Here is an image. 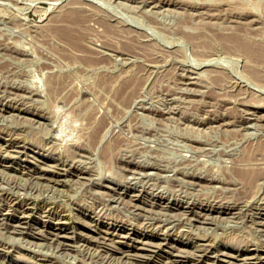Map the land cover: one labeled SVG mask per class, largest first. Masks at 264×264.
<instances>
[{
  "label": "rangeland",
  "instance_id": "374dc122",
  "mask_svg": "<svg viewBox=\"0 0 264 264\" xmlns=\"http://www.w3.org/2000/svg\"><path fill=\"white\" fill-rule=\"evenodd\" d=\"M138 1L0 0V264H264V179L241 197L219 182L264 167V156L240 161L264 144V86L242 55L181 37L201 23L182 28L172 0ZM68 8L88 16L83 49L49 30ZM252 9L263 40L264 11ZM113 85L133 92L123 100ZM89 114L102 144L83 152L73 147ZM110 136L124 160L101 155Z\"/></svg>",
  "mask_w": 264,
  "mask_h": 264
},
{
  "label": "bare ground",
  "instance_id": "6f19581e",
  "mask_svg": "<svg viewBox=\"0 0 264 264\" xmlns=\"http://www.w3.org/2000/svg\"><path fill=\"white\" fill-rule=\"evenodd\" d=\"M136 1V0H135ZM138 1V0H137ZM144 2L145 0H139L138 3L140 4V2ZM147 1V0H146ZM145 1V2H146ZM141 2V3H142ZM144 2V3H145ZM171 2V1H169ZM137 3V4H138ZM143 3V5H145ZM152 3V2H151ZM156 4V3H155ZM171 5H173L175 7V10L178 9L177 13H179L181 18L179 22L182 25L183 28V24L184 26L187 25L189 23V21H192L193 19H198V21L201 23V25H198L195 27V29L201 30L200 34L193 35V33H191V31L187 30H180V36L184 37L186 39H194L199 40L197 42H195L196 44H194L196 46V48L198 47H206L207 45H211V44H217L219 45V47L221 46L222 50H224V53H234L236 52L239 55H242L244 57V60L246 62V67L245 68V74L247 76H249L253 81H255L257 84H260L262 86H264V73L262 74V71L264 72V39H258L257 37H259L260 35V30L258 27L259 19L260 17L253 15L251 9L255 8L256 10H262L264 11V0H252L248 3L244 2L243 0H172ZM71 6V5H70ZM149 6V5H148ZM147 6V7H148ZM155 7V6H154ZM251 7V9H250ZM96 8V7H95ZM156 8V7H155ZM158 8V7H157ZM99 9V8H98ZM104 10V9H103ZM253 10V9H252ZM95 11V10H94ZM101 13L102 10H100ZM255 11V10H254ZM99 12V11H98ZM97 12V13H98ZM100 13V12H99ZM98 13V14H99ZM262 12L260 11V14ZM83 11L77 10V9H66V11L61 14H59L58 16H56L52 21H53V25L49 26V30L56 36L58 37L66 47H71L73 49H83L82 43H81V36L82 34L86 32L87 27L84 24V22L86 21L87 17L83 14ZM89 14V13H88ZM103 13V16L106 17L107 14ZM256 14V13H254ZM258 14V13H257ZM258 14V15H260ZM264 14V13H263ZM102 15V14H101ZM95 16V15H94ZM262 16V15H261ZM15 17V16H14ZM97 17V15H96ZM16 18V17H15ZM95 19V18H93ZM93 19L91 21H93ZM101 19V18H100ZM98 17V20H100ZM109 19V18H108ZM111 19V18H110ZM11 20V19H10ZM97 20V21H98ZM103 20V19H102ZM261 20V19H260ZM95 21V20H94ZM93 21V22H94ZM101 21V20H100ZM106 21V20H105ZM121 21V20H120ZM109 23V21H107ZM154 22V21H153ZM103 25H100V28L106 29V31H115L116 29L113 28L115 26L113 25H109L108 23L101 21L100 22ZM98 22V26L100 24ZM178 23V24H179ZM221 26L220 27H215L214 24H219ZM118 24V23H117ZM261 24V23H260ZM101 26H104L103 28ZM113 26V27H112ZM119 27V26H118ZM117 27V28H118ZM122 28V27H119ZM125 28V27H124ZM186 28V26L184 27ZM89 29V28H88ZM187 29V28H186ZM118 30V29H117ZM128 30V29H127ZM131 30V29H130ZM178 30V28L176 29ZM102 31V30H101ZM137 31V30H135ZM103 32V31H102ZM99 32V33H102ZM122 32L123 31L122 29ZM97 33V34H99ZM137 33V32H136ZM140 33V32H139ZM143 33V32H141ZM122 35V34H121ZM138 35V34H137ZM126 38V37H125ZM180 38V37H179ZM133 39V38H131ZM128 40V38L126 39ZM137 40V39H136ZM141 40V39H140ZM125 41V40H124ZM130 41V40H129ZM128 41V42H129ZM188 41V40H186ZM191 41V40H190ZM132 42V41H131ZM125 43V42H123ZM134 43V42H132ZM142 43V42H141ZM194 43V41H193ZM137 44V43H136ZM139 44V43H138ZM141 45V44H140ZM123 46V45H122ZM130 42L129 43H125L124 44V48H128L130 47ZM213 46V45H212ZM7 47V46H6ZM15 48V47H14ZM207 48V47H206ZM209 48V47H208ZM21 51V50H20ZM125 51V49L123 50ZM129 51V50H128ZM196 51V50H195ZM198 51V50H197ZM136 52V51H135ZM235 53V54H236ZM130 54V53H129ZM214 54V53H213ZM221 54V55H222ZM204 55V54H203ZM206 55V54H205ZM229 55V54H228ZM227 55V56H228ZM202 56V55H201ZM232 56V55H231ZM210 58V57H209ZM213 58V57H212ZM213 60V59H212ZM223 60V59H222ZM221 60V61H222ZM86 62V64L88 65H94L95 62L94 60H84ZM104 62V61H103ZM100 63V62H99ZM96 64V63H95ZM219 64V63H218ZM217 64V65H218ZM244 64V63H243ZM220 65V64H219ZM206 67V66H205ZM213 67V66H212ZM211 67V69H213ZM219 67V66H218ZM217 67V68H218ZM216 68V67H214ZM216 68V69H217ZM222 68V67H221ZM210 69V70H211ZM214 70V69H213ZM208 71V70H207ZM210 72V71H209ZM214 72V71H213ZM217 73V71H215ZM218 72L220 73L221 71L218 70ZM226 73V72H224ZM215 75V73H214ZM227 75V73H226ZM57 76V75H56ZM246 77V76H245ZM248 77V78H249ZM56 78V77H55ZM55 78H52L51 80H54ZM227 78V77H225ZM224 76L220 73V74H216L215 77H213L212 79V85L216 88H218V86L223 82V80L225 79ZM247 78V79H248ZM64 79V78H63ZM129 78L127 77V79H123V81L128 80ZM229 80V79H228ZM250 80V79H249ZM226 81V80H225ZM251 81V80H250ZM252 81V82H253ZM126 83V82H125ZM124 83V84H125ZM185 83V82H184ZM227 83V82H226ZM230 83V82H229ZM54 84V85H53ZM55 84L57 86H55ZM203 84V83H202ZM55 87V88H62V86L64 85V81L62 80V78H57L54 80V82L50 81V86ZM198 85V84H197ZM224 85V84H223ZM226 85V84H225ZM254 85H256L254 83ZM132 86V85H131ZM130 86V87H131ZM207 86V85H206ZM240 86V85H239ZM66 87V85H65ZM110 92H112L114 95L119 96L121 99L126 100L133 92V89L131 88L130 92L127 94L125 91L122 92V89L120 87L115 88L114 85L110 86ZM209 86H207L208 88ZM212 87V88H213ZM206 88V89H207ZM233 88V87H232ZM239 88V87H238ZM236 88V89H238ZM245 88V87H244ZM17 89V88H16ZM220 89V88H219ZM250 89V88H249ZM210 90V89H209ZM212 90V89H211ZM240 90V89H239ZM242 90V88H241ZM244 90V89H243ZM204 92V91H203ZM242 92V91H241ZM246 92V91H245ZM251 93V92H250ZM203 94V93H202ZM240 94V93H239ZM206 95V93H205ZM252 95V94H251ZM204 96V95H203ZM264 96V95H263ZM224 100V99H223ZM264 100V99H263ZM255 103V102H254ZM258 104V103H257ZM245 117V116H244ZM249 117V116H248ZM253 117V116H252ZM87 120H89V133L88 131H86L88 134L87 136V140H83L85 142H82L80 144H76L74 143V149L76 148L77 150L86 152L87 150H93V148L96 147V145H99V139H98V135L100 134L99 132V127L101 123H94V121L90 118V114L87 115L86 117ZM232 120V119H231ZM97 121V120H96ZM100 121V120H99ZM228 122V121H227ZM103 126V125H102ZM107 127V126H105ZM87 129V127H86ZM85 130V128H84ZM101 130V129H100ZM99 131V132H98ZM83 133V132H82ZM99 133V134H98ZM85 134V133H83ZM86 135V134H85ZM104 134H102L103 136ZM118 136V135H117ZM82 137V136H81ZM106 143L105 145H103V149L101 151V155L103 156V158H105L108 161H114L119 159V161L123 158L120 157V153H122V151H120V141L117 138L112 139ZM101 138V137H100ZM84 139V138H83ZM86 139V138H85ZM103 139V138H102ZM110 139V138H109ZM121 139V138H120ZM52 140V139H51ZM122 142H124L123 140H121ZM128 141V140H127ZM72 142V141H71ZM55 143V142H53ZM99 143L102 144V142L100 141ZM260 143V142H259ZM73 144V143H72ZM100 144V145H101ZM122 144V143H121ZM131 143H129L130 145ZM134 144V143H133ZM263 144V143H262ZM257 145V143L255 145L257 146H252V147H247V149H245V151L243 152L240 161H249V160H254V158L257 157H263L264 156V144L263 145ZM71 145V144H70ZM23 146V145H22ZM27 146V145H26ZM28 147V146H27ZM72 148V147H71ZM98 148V147H97ZM96 148V149H97ZM133 148V147H132ZM129 149V147H128ZM244 149V148H243ZM68 150V149H67ZM73 151V150H72ZM95 151V150H94ZM135 151V150H134ZM52 152V151H51ZM129 152V151H128ZM20 153V152H19ZM59 153V152H58ZM120 154V155H119ZM130 154V152H129ZM100 155V156H101ZM133 155V154H132ZM11 156V155H10ZM55 156V155H54ZM93 156V155H92ZM76 157V156H75ZM87 157V156H86ZM127 157V156H126ZM61 158V157H60ZM77 158V157H76ZM75 159V158H74ZM81 159V158H80ZM186 159V158H185ZM189 159V158H188ZM124 160V159H123ZM262 160V159H261ZM65 161V160H64ZM122 161V160H121ZM126 161V160H125ZM129 161V160H128ZM264 161V159L262 160ZM233 162V161H232ZM243 162V163H244ZM128 163V162H127ZM256 163V162H255ZM254 163V164H255ZM39 164V163H38ZM49 164V163H48ZM47 164V165H48ZM77 164V163H76ZM74 164V165H76ZM136 164V163H135ZM185 164V162H184ZM190 164V163H188ZM234 164V163H233ZM232 164V165H233ZM247 164V163H246ZM252 164V165H254ZM260 164V163H259ZM119 165V164H118ZM152 165V164H151ZM196 165V164H195ZM242 165V164H241ZM245 165V164H244ZM257 165V164H256ZM135 166V165H134ZM137 166V165H136ZM139 166V164H138ZM259 166V165H257ZM254 165V167H238L235 170H233L232 174H231V178L227 180V178H225L226 182H221L219 180L220 183L224 184L227 188H230L232 191L235 192V194L238 197L241 196H245L247 194H251L254 193L256 191V189L258 187H260L259 184L261 180L264 179V167H257ZM262 166V165H260ZM51 167V166H50ZM150 167V166H149ZM157 167V166H156ZM234 167V165H233ZM123 168V167H122ZM126 168V167H125ZM164 168V167H163ZM198 168V167H197ZM61 169V168H60ZM141 169V168H140ZM175 169V168H174ZM52 170V169H51ZM67 170V169H66ZM92 170V169H91ZM90 170V171H91ZM134 170V169H133ZM145 170V169H144ZM181 170V169H180ZM136 171V170H135ZM142 171V170H141ZM179 171V170H178ZM196 171V170H195ZM64 172V171H63ZM193 172V171H192ZM191 172V173H192ZM206 172V171H205ZM215 172V171H214ZM135 173V172H134ZM225 173V172H224ZM211 174V173H210ZM217 174V173H216ZM202 175V174H201ZM221 175H224L221 173ZM228 175V174H227ZM194 176V174L192 175ZM196 176V175H195ZM212 177V175H209V177ZM216 176V175H215ZM214 176V177H215ZM33 177V176H32ZM43 177V176H42ZM205 177V176H204ZM211 178V179H214ZM227 177V176H226ZM230 177V176H229ZM201 178V177H200ZM203 178V177H202ZM217 178V177H216ZM220 178V177H219ZM223 178V177H222ZM51 179V178H50ZM56 179V178H55ZM111 179V178H110ZM185 179V178H184ZM206 179V178H205ZM204 179V180H205ZM210 178L207 179L208 182H210L211 180ZM221 179V178H220ZM53 180V179H52ZM51 180V181H52ZM83 180V179H82ZM200 180V179H199ZM202 180V179H201ZM218 180V178H217ZM222 180V179H221ZM65 181V180H64ZM189 181V180H188ZM212 181V180H211ZM55 182V181H54ZM78 182V181H77ZM76 182V183H77ZM194 182V181H193ZM192 182V183H193ZM213 182V181H212ZM218 182V181H216ZM79 183V182H78ZM84 183V182H83ZM190 183V182H189ZM201 183V182H199ZM211 183V182H210ZM204 184V183H202ZM213 184V183H212ZM217 184V183H214ZM213 184V186H215ZM103 185V184H102ZM200 185V184H199ZM208 185V183H207ZM211 185V184H210ZM113 186V185H112ZM223 186V185H222ZM110 187V186H109ZM131 187V186H130ZM193 187V186H192ZM225 187V188H226ZM113 188V187H112ZM199 188V187H198ZM259 189V188H258ZM203 190V189H202ZM226 190V189H225ZM200 191V190H199ZM222 191V190H221ZM148 192V191H147ZM220 192V191H219ZM229 192V191H228ZM258 192V190H257ZM115 193V192H114ZM119 193V191H118ZM128 194V193H127ZM154 194V193H153ZM264 194V192H263ZM235 195V196H236ZM256 195V194H255ZM115 196V195H114ZM122 196V195H121ZM220 196V195H219ZM248 195V197H250ZM263 196V195H261ZM109 197V196H108ZM246 197V198H248ZM114 198V197H113ZM119 198V197H118ZM134 198V197H133ZM196 198V197H195ZM211 198V197H210ZM220 198V197H219ZM253 198V197H252ZM112 199V198H111ZM125 199V198H124ZM123 199V200H124ZM158 199V198H157ZM208 199V198H207ZM225 199V197H224ZM249 199V198H248ZM121 200V198H120ZM145 200V199H144ZM148 200V199H147ZM211 200V199H210ZM219 200V199H218ZM229 200V199H228ZM243 200V199H241ZM6 201V200H5ZM122 201V200H121ZM131 201V200H130ZM220 201V200H219ZM238 201V200H237ZM236 201V204L238 205ZM245 201V200H244ZM243 201V202H244ZM248 201V200H247ZM101 202V201H100ZM99 202V203H100ZM152 202V201H151ZM167 202V201H165ZM215 202V201H214ZM213 202V203H214ZM218 202V201H216ZM224 202V201H223ZM200 203V202H199ZM210 203V202H209ZM235 204V202H232ZM242 203V202H241ZM103 204V203H102ZM217 204V203H216ZM215 204V205H216ZM222 204V203H221ZM226 204V203H225ZM233 204V205H234ZM235 204V205H236ZM95 205V204H94ZM151 205V204H150ZM185 205V204H184ZM187 205V204H186ZM214 205V204H213ZM228 205V204H227ZM230 205V204H229ZM149 206V205H148ZM161 206V205H160ZM190 206V205H189ZM225 206V205H224ZM223 206V207H224ZM263 206V205H262ZM91 207V206H90ZM129 207V206H128ZM140 208V206H138ZM165 207V205H164ZM187 207V206H186ZM208 207V206H207ZM211 207V206H210ZM215 207V206H214ZM226 207V206H225ZM160 208V207H159ZM228 208V206L226 207ZM257 208V207H256ZM261 208V207H260ZM191 209V208H190ZM213 208H211L212 210ZM262 209V208H261ZM22 210V209H21ZM89 210V209H88ZM144 210V208H143ZM147 210V209H146ZM195 210V209H194ZM183 211V209H182ZM185 211V210H184ZM253 211V210H252ZM46 212V211H45ZM99 212V211H98ZM101 212V211H100ZM186 212V211H185ZM188 212V211H187ZM195 212V211H194ZM257 212V211H256ZM263 213V211H261ZM184 213V212H183ZM201 213V212H200ZM199 212L197 214H200ZM210 213V212H209ZM99 214V213H98ZM237 214V213H236ZM206 215V214H204ZM219 215V214H218ZM197 216V215H195ZM201 215H199L200 217ZM209 215H207L208 217ZM233 216V215H232ZM258 216V214H257ZM205 217V216H204ZM211 217V216H210ZM214 217V216H213ZM246 217V216H245ZM171 218V217H170ZM233 218V217H232ZM253 218V217H252ZM1 219V218H0ZM178 219V218H177ZM202 219V218H201ZM206 219V218H205ZM2 220V219H1ZM253 220V219H252ZM64 221V220H63ZM62 221V222H63ZM256 221V220H255ZM164 222V221H163ZM162 223V222H161ZM2 224V223H1ZM84 224V223H83ZM170 224V223H169ZM16 226V225H15ZM87 226V225H86ZM90 226V225H89ZM157 227V226H156ZM17 228V227H16ZM15 228V229H16ZM95 228V227H94ZM104 230V229H103ZM156 230V229H155ZM14 231V230H13ZM33 231V230H32ZM261 231V230H260ZM19 232V231H18ZM35 232V231H34ZM66 232V231H65ZM177 232V231H176ZM162 233V232H161ZM57 234V233H56ZM168 234V233H167ZM185 234V233H184ZM91 236H89L90 239ZM122 237V236H121ZM140 237V236H139ZM200 238V237H199ZM231 238V237H230ZM233 238V237H232ZM110 239V238H109ZM103 240V239H102ZM181 240V239H180ZM152 242V241H151ZM156 242V241H155ZM205 242V241H204ZM113 243V242H112ZM153 243V242H152ZM151 243V244H152ZM158 243V242H157ZM156 243V244H157ZM163 243V242H162ZM174 244V243H173ZM172 244V245H173ZM153 245V244H152ZM200 245V244H199ZM104 246V245H103ZM147 246V245H146ZM198 246V245H197ZM210 246V245H208ZM70 247V246H69ZM95 248V247H94ZM116 248V247H115ZM198 248V247H197ZM210 248V247H209ZM1 249V248H0ZM202 249V248H201ZM124 250V249H123ZM198 250V249H197ZM206 252H208L209 250L206 248ZM211 250V249H210ZM219 250V249H218ZM238 250V249H237ZM125 251V250H124ZM152 251V250H151ZM181 251V250H179ZM192 251V250H191ZM256 251V250H255ZM135 252V251H134ZM205 252V251H204ZM203 252V253H204ZM227 252V251H226ZM239 252V251H238ZM152 253V252H151ZM171 253V252H170ZM195 253V252H194ZM202 253V255H203ZM122 254V253H121ZM199 254V253H198ZM216 254V253H215ZM224 254V253H223ZM231 254V253H230ZM255 254V253H254ZM257 254V253H256ZM126 255V254H125ZM189 255V254H188ZM201 255V254H200ZM213 255V254H212ZM222 255V253H221ZM227 255V254H226ZM234 255V254H233ZM261 255V254H260ZM259 255V256H260ZM194 257V255H192ZM214 256V255H213ZM247 257V255H245ZM133 257V256H132ZM131 257V258H132ZM182 257V256H181ZM186 257V256H185ZM190 257V256H189ZM198 257V256H197ZM201 257V256H200ZM199 257V258H200ZM220 257V256H219ZM222 257V256H221ZM221 257L219 259H221ZM234 257V256H233ZM237 257V256H235ZM234 257V258H235ZM239 257V256H238ZM250 257V256H249ZM253 257V255H252ZM126 258V257H125ZM168 258V257H167ZM187 258V257H186ZM213 258V257H212ZM240 258V257H239ZM242 258V257H241ZM248 258V257H247ZM251 258V257H250ZM258 258V257H257ZM174 259V258H173ZM190 259V258H188ZM194 259V258H193ZM202 259V258H201ZM246 259V258H245ZM243 259V260H245ZM252 259V258H251ZM204 260V259H203ZM229 260V259H228ZM241 260V262L243 261ZM211 261V260H210ZM247 261V259H246ZM240 262V263H241ZM163 263V262H162ZM206 263V262H205ZM40 264V263H39Z\"/></svg>",
  "mask_w": 264,
  "mask_h": 264
}]
</instances>
